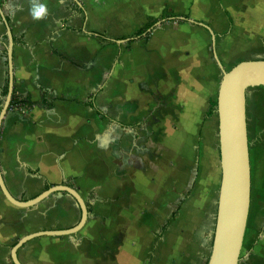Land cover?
I'll return each instance as SVG.
<instances>
[{"label": "crops", "instance_id": "1", "mask_svg": "<svg viewBox=\"0 0 264 264\" xmlns=\"http://www.w3.org/2000/svg\"><path fill=\"white\" fill-rule=\"evenodd\" d=\"M42 2L49 14L35 22L29 0H0L14 41L13 97L31 104L3 121L0 171L20 202L64 186L90 212L77 234L26 243L19 262L206 264L221 170L214 53L226 71L264 61V0ZM165 12L178 23L161 21ZM150 20L158 21L150 39L131 43ZM201 25L215 34V50ZM6 32L0 16V113ZM250 114L251 207L239 264H264V105ZM80 216L67 194L20 209L0 190V264H13L21 239L72 229Z\"/></svg>", "mask_w": 264, "mask_h": 264}, {"label": "water", "instance_id": "2", "mask_svg": "<svg viewBox=\"0 0 264 264\" xmlns=\"http://www.w3.org/2000/svg\"><path fill=\"white\" fill-rule=\"evenodd\" d=\"M0 16L8 38L7 59L9 69L8 94L0 113V129L9 113L14 92L13 48L11 29L0 6ZM191 22V21H190ZM215 50V34L205 25ZM125 41H119L122 44ZM214 58L222 78L217 93L219 121V151L221 181L218 193L215 234L208 264H239L251 207V163L247 129V92L264 88V61H244L226 71L216 52ZM0 190L5 199L20 209H31L53 195L67 194L78 204L81 216L78 224L66 231L42 232L21 239L11 251L13 264H21L18 251L28 242L39 237H65L77 234L87 223L89 213L81 196L64 186L52 187L35 199L20 202L8 191L0 171Z\"/></svg>", "mask_w": 264, "mask_h": 264}, {"label": "trees", "instance_id": "3", "mask_svg": "<svg viewBox=\"0 0 264 264\" xmlns=\"http://www.w3.org/2000/svg\"><path fill=\"white\" fill-rule=\"evenodd\" d=\"M161 21H166L167 23H172V24L178 23L175 19H173V16L169 15L167 12L163 14ZM157 23L158 21H155V20L148 21V23L143 28H141L140 30L136 32V34L134 35V40L131 41V43L139 41V40L148 41L150 39L151 33L155 30V25ZM98 38L104 41H109L104 35H99ZM4 95L5 96L7 95V88L4 91ZM30 106L31 104L29 100H20V99H16L15 97H13L11 104H10V109L17 110V109H22L24 107H30ZM216 107H217V102H216ZM48 188H51V187L48 186L47 189ZM88 211L90 212V208L88 209ZM211 250H212V247L210 248V252H209L206 264H208V261L211 255Z\"/></svg>", "mask_w": 264, "mask_h": 264}, {"label": "rangeland", "instance_id": "4", "mask_svg": "<svg viewBox=\"0 0 264 264\" xmlns=\"http://www.w3.org/2000/svg\"><path fill=\"white\" fill-rule=\"evenodd\" d=\"M229 68L230 66H228V69ZM220 81H221V77L217 79V92ZM261 105H264V90H255V91L250 90L248 94V102H247V109L251 113L250 115L252 116L253 113L258 111ZM220 180H221V170H220V174L217 173V191H219L220 188ZM248 232L249 233H247V235L251 234L250 230Z\"/></svg>", "mask_w": 264, "mask_h": 264}, {"label": "clouds", "instance_id": "5", "mask_svg": "<svg viewBox=\"0 0 264 264\" xmlns=\"http://www.w3.org/2000/svg\"><path fill=\"white\" fill-rule=\"evenodd\" d=\"M48 7L42 0H29V15L35 22H40L47 18Z\"/></svg>", "mask_w": 264, "mask_h": 264}]
</instances>
